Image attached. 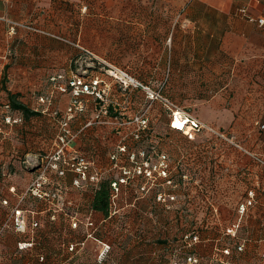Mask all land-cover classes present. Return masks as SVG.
I'll use <instances>...</instances> for the list:
<instances>
[{"label": "crops", "instance_id": "obj_1", "mask_svg": "<svg viewBox=\"0 0 264 264\" xmlns=\"http://www.w3.org/2000/svg\"><path fill=\"white\" fill-rule=\"evenodd\" d=\"M243 7L251 15H260L264 0H0V107L4 114L19 119L3 122L0 132V223L18 205L26 210L30 223H38L27 232L13 228L5 232L0 240V264H161V225L165 223L170 233H176L189 228L192 220L204 227L199 252L205 256H211L218 246H230L240 253L236 247L242 241L248 251L264 252V195L256 190L255 203L248 207L247 214L238 209L237 218L233 222L227 219L226 226L224 202L199 201L183 191H178L180 199L175 202L179 213L161 220L154 191L151 187L141 190L142 183L132 187L123 184L117 212L104 215L90 208L95 183L76 186V174L70 171L64 176L51 173L53 180L62 184L60 199L44 200L25 193L45 157L58 147L60 120L71 100V89L63 92L59 86L75 75L105 76L101 71L103 61L126 62L133 72L149 75L150 82L156 78L162 83L170 77L177 92L236 93L238 107L253 110V121L263 122L264 28L241 14ZM10 20L31 22L72 36L77 52L63 54L53 47V38L25 29L11 35ZM39 43L46 44L45 52L23 51V47ZM73 59L88 63L77 69L48 63ZM105 78L110 84V102L116 106L132 101L137 90H125L112 78ZM80 100L84 110L71 122L80 128L70 148L93 159L103 172L102 178L113 181L122 174L121 166L132 165L130 152L121 156L118 166L111 159L126 129L112 135L102 129L101 123L94 124L95 129L87 128L93 125L89 122L94 121L101 100L91 94H83ZM11 102L25 104L36 114L25 115ZM136 153L141 160L140 152ZM147 154L154 160L160 152ZM253 154L264 158L261 152ZM171 156L177 158L176 167L199 172L214 168L208 158L202 160L192 152ZM256 183L264 189V177L256 178ZM183 186L194 189L189 183ZM181 193L185 194L183 198ZM4 199L8 204H3ZM192 203L193 208L189 207ZM198 204H216V214L201 212L195 206ZM89 216L94 223L90 227L86 224ZM241 216L237 235H227L229 223ZM75 220L79 222L76 227L72 226ZM214 220L217 225H213ZM31 238L35 240L33 247L19 249V241ZM230 240L232 245L226 242ZM71 244H76V250H69ZM105 244L109 251L102 258ZM42 255L44 260L40 259Z\"/></svg>", "mask_w": 264, "mask_h": 264}, {"label": "rangeland", "instance_id": "obj_2", "mask_svg": "<svg viewBox=\"0 0 264 264\" xmlns=\"http://www.w3.org/2000/svg\"><path fill=\"white\" fill-rule=\"evenodd\" d=\"M45 30L61 37L57 38L56 36L43 33H39L38 35L43 38H53V47H55L57 51L63 54H73L77 52L78 47L75 44L76 40L72 36H63L55 30ZM45 45L46 44L39 43L28 47V49L23 47V51L45 52ZM48 63L59 65L61 68H65V66L68 65L71 66L72 69H77V67L85 65L88 61L73 59L72 61L67 60V62L66 60H57L49 61ZM111 65L120 66L114 62H101V71L105 75L102 76V78L105 82L102 83L104 86V93H102L103 100L100 105L102 111H108L107 113H102V117L107 119L112 117L115 120L101 123L102 129L108 130L112 135H117L115 134L117 131L126 129V133L123 135L125 138L121 142L126 145V152H131V149L135 152H161V154L169 152L175 155L180 154V152H192L197 155V158L202 160L203 157L208 158V161H210L214 167L208 172H198L180 166L176 167L174 165L176 164L175 162H177V160H175L177 158L168 156L170 171H172L170 176H172L174 183L178 185L174 187L171 184L165 183L163 180L164 177H160L161 190L170 189L176 192L177 200L180 199L178 191H183L190 192V196H197L200 198L199 201L203 198V201H208L209 199V201L213 200L214 203L215 201L224 202L226 204V207H224L226 218L224 226L227 225V219H231L230 221L233 222L235 218H237L238 209L240 204L244 201L246 193L248 196V192L253 189L264 195L263 186L256 183V178L260 180L261 177H264V167L261 165L263 163L259 162L253 154L255 152L264 154V152L259 151L260 147L264 148V133L259 134L260 130L263 129L260 128L259 122L253 121V110L238 107V94L205 93L197 94L199 95L198 98L196 97L197 95L168 94L172 100L170 98L167 99L174 102L179 109L192 114L198 120L209 124L217 132L225 135L221 137L214 131L202 130L197 132L193 139H189L188 136L181 131L177 132L171 129L170 122L173 114L165 102L162 99L161 101L151 100L147 97L145 90L139 86L130 87L137 90L135 92L133 91L134 95L132 101L120 103L116 106L113 102H110V99H112L109 92L110 87L107 89V86H110V84L105 77L112 78L115 81V79L107 73V69H109ZM162 85L161 80L156 81V78H153L150 84L154 90H158ZM127 89L128 88H125V90ZM161 95L163 94L161 93ZM143 113L148 117L149 123L148 128L140 131L137 129L138 125L137 122H135V118L141 116ZM124 122L128 124H124ZM71 126L75 132L80 128L79 125L72 124ZM96 126L97 125H92L87 128L95 129ZM127 126L129 127L127 128ZM135 132L141 134L136 137ZM260 138L263 141L262 145L260 144ZM161 154L154 160L150 156V162L157 163L160 161ZM180 175L183 178L181 177L180 179ZM157 180L150 184L154 186ZM183 182L191 184L194 189H189L184 186H182V189H179L181 188L179 184ZM181 195L183 198L185 194L183 195L181 193ZM169 211V209H165V207L161 205L162 215L163 213L168 214L167 212ZM209 211L216 214L215 206L209 208ZM246 214L247 212L244 215ZM256 214L260 213L256 212ZM261 215L264 218V208L262 209ZM217 224V221L214 220L213 225ZM231 225L230 222L229 226ZM226 242L229 245L233 244L231 240ZM232 255V264H264L262 253L250 252L246 247L244 251L240 253H236L234 250Z\"/></svg>", "mask_w": 264, "mask_h": 264}, {"label": "built area", "instance_id": "obj_3", "mask_svg": "<svg viewBox=\"0 0 264 264\" xmlns=\"http://www.w3.org/2000/svg\"><path fill=\"white\" fill-rule=\"evenodd\" d=\"M241 14L246 16L248 20L257 22L264 28V11L260 15H251L249 14L246 7L241 8ZM19 29H25L28 31H32L35 33H43L50 36H56L61 38L59 35H55L52 32L46 31L44 28L39 27V25H35L31 22L26 21H17V20H10L9 21V34L14 35L18 32ZM1 53V49H0ZM108 75L112 76L116 82H118L123 88L129 87H140L145 90L147 93V97L151 100H160L161 99L165 102V104L170 108L172 111V119H171V126L177 130H181L186 136L190 139H193L197 132L202 130H209L214 131L221 137L225 135L222 133L217 132L212 126L209 124L202 122L195 118L192 114L182 111L177 107V105L172 102L167 97L161 95V87L164 85V81L162 82V86L158 90L152 89L151 86L145 85L141 83L138 79L132 76L129 72H127L123 68H119L117 66L111 65L109 69H107ZM63 77V75L58 76ZM52 79H56L52 77ZM105 80L101 76H95L91 78H87L83 75H75L73 78L69 79L67 82L65 81L64 84L60 85L59 88L63 92H67L71 89V100L70 104L62 116L60 120V130L58 133V147L55 152H52L50 155H47L41 164L40 171L36 178L31 182L29 187L26 189V194H31L36 196L37 198L44 199V200H53V199H60L62 197V184L59 183L58 180H53L51 177V173H56L59 176H64L67 172H74L76 174L75 178L73 179V183L76 186H84L88 183H98L102 178V173L100 169L96 166V163L93 159L87 157L85 154L78 152L77 150L70 148L72 143L78 137L79 132L74 131L71 122L75 117L77 112L84 110V105L80 100V97L83 94H91L99 98L101 101L103 100L102 93H104V89L101 87L102 83ZM70 88V89H69ZM41 101H47L46 98H40ZM107 110H103L100 106L98 112L94 117V121L89 122V124L93 123H105L109 122L102 117V113H107ZM180 118L187 121L186 126L183 128H178L174 126V120L176 118ZM19 119H14L9 115L4 114L2 107H0V132L3 130L2 123H12L16 122ZM135 122H137L138 130L143 131L144 129L148 128V117L145 116L143 113L141 116H137L135 118ZM124 124H128L124 122ZM260 127L264 129V123L260 124ZM137 132V131H136ZM135 132V133H136ZM141 134V133H140ZM136 133L135 136L138 137L140 135ZM126 145L120 144L118 145L117 150H115L112 155L111 159L114 160L115 166L118 165L120 160L126 152ZM147 152H140L141 160H138L137 153L132 151L129 153V159L131 162H134L133 166L124 165L121 166L122 174L119 178L112 181V188L114 190V194L112 197L113 207H117L118 196L121 193V186L126 184L131 177L137 175H143L146 177L147 182L143 184L141 190H147L148 184L153 183L160 177L167 178L166 183L173 185L174 187L177 186V183H174V180L170 177V166H169V158L165 153H162L160 156V161L157 163L150 162V157ZM259 162L264 164V159L261 156H256ZM184 176V175H183ZM255 190H251L248 192L247 198L240 204L239 212L244 214L248 207L254 205L255 203ZM158 201H162L163 203L167 204V207H171L172 201L177 200V194H165L160 193L157 197ZM3 204H8V200H2ZM212 205V204H210ZM213 207L215 205H212ZM12 211L9 214L8 219L4 223H0V240L3 238L5 232L9 228H13L16 232H27L29 227H35L38 223L36 222H29L27 212L19 205L14 206ZM242 216L231 226H228L225 229V233L227 235H231L235 237L238 233L239 228L241 227ZM78 221L75 220L72 223V226L76 227L78 225ZM86 224L90 227L94 225L93 221L91 220L90 216L86 220ZM185 239L188 245H192L193 243L201 242V236L198 231L192 230L188 232L185 236ZM83 244V243H82ZM35 245L34 238L28 240H21L18 242V247L21 250H25L31 248ZM237 251L241 252L245 249V241L238 243ZM109 249V245H104V249L100 252V256L103 258L106 251ZM230 246H218L214 249L212 254V260H210L207 264H232V262L227 259L228 256L232 255V250ZM69 250L74 251L76 250V244H71L69 246ZM1 256V254H0ZM41 260H44V256H40ZM262 259L264 261V252L262 253ZM173 261L170 264H202L201 257L198 254H189L185 259L180 260L176 257L172 258Z\"/></svg>", "mask_w": 264, "mask_h": 264}, {"label": "trees", "instance_id": "obj_4", "mask_svg": "<svg viewBox=\"0 0 264 264\" xmlns=\"http://www.w3.org/2000/svg\"><path fill=\"white\" fill-rule=\"evenodd\" d=\"M59 38V37H57ZM114 62V61H112ZM119 64L120 68L125 69L127 72H129L132 76H134L136 79H138L141 83L145 84V85H149L151 84V82L149 81V75L144 74V72L142 74H138L137 72H133L129 67L128 64L126 62H114ZM188 83V80H186ZM118 83V82H117ZM119 84V83H118ZM130 88V87H129ZM161 93L167 97L170 98L172 100V98L168 95L170 93H174V94H189L192 96H195L197 94H212V93H208V92H204V91H200V92H177L174 90L173 86H172V80L170 77H167V79L164 81V85L161 87ZM199 95H197L196 97L198 98ZM13 107L16 108H20L23 113L25 115L28 114H36V112L34 111H30L25 104L22 103H18V102H11ZM264 123L263 122H259ZM171 125V122H170ZM261 128V127H260ZM171 129L180 132L179 130L173 128L171 126ZM262 129V128H261ZM264 130V129H263ZM189 138V137H188ZM190 139V138H189ZM165 153V152H164ZM161 154V152H160ZM165 155L171 157L172 153H165ZM173 157V156H172ZM133 166L134 162H131ZM194 170V169H193ZM198 171V170H196ZM172 172V171H171ZM199 172V171H198ZM172 178V176H170ZM181 175H180V179H181ZM141 178H143V180H141ZM183 178V177H182ZM163 180L167 181V178H163ZM182 181V180H181ZM147 182V179L145 176L143 175H137L134 177H131L129 179V181L126 183V185H128L129 187L132 186H137L139 184L142 183L145 184ZM184 182L179 184V186H183ZM149 187H151V190L154 191L155 193V200L157 201L158 205L161 207V205L163 207H165V209H169L170 211L166 213H163V215L161 214V220L163 218H169L170 216H174L177 215L178 209L175 207V202L176 201H172L171 202V207L168 208L166 203H163L162 201H158L157 197L160 193H165V194H173L176 192L171 191L170 189L168 190H161V178H159L156 182V184L154 186H152V184H148ZM114 194V190L112 188V178L109 177H105V178H101L100 181L98 183H95L93 185V193H92V197H91V201H90V208L93 210H97V211H101L104 213V215H111V213H116L118 208L120 207L119 203L117 202V207L114 208L113 207V203H112V197ZM3 195H1L0 192V199L2 198ZM194 203H192V205H190L189 207L193 208ZM196 207L200 208L201 212L210 215L211 213H213L212 211H209V208L213 207L208 205L203 206V205H195ZM173 207V208H172ZM181 210V209H180ZM210 212V214H209ZM189 228L185 227V228H180L176 233H170L168 227L165 223L164 226L161 225V248H162V253H161V264H169L172 260L173 257H176L180 260L185 259L189 254H198L199 257H201L202 260V264H207L210 262V260H212V254L213 251L211 253V256H205V254H201L199 252V246L202 243V233H203V229L204 227L201 225V223L199 221H189ZM192 230H196L199 232L200 236H201V242L198 243H193L192 245H188L185 236L188 232L192 231ZM109 250L106 251V253ZM106 253L104 254L103 258L106 256ZM233 253V252H232ZM233 255L228 256L227 259H229L230 261L232 260ZM232 262V261H231ZM233 263V262H232Z\"/></svg>", "mask_w": 264, "mask_h": 264}, {"label": "bare ground", "instance_id": "obj_5", "mask_svg": "<svg viewBox=\"0 0 264 264\" xmlns=\"http://www.w3.org/2000/svg\"><path fill=\"white\" fill-rule=\"evenodd\" d=\"M186 124H187L186 120L180 119L178 117L174 120L175 127L183 128L184 126H186Z\"/></svg>", "mask_w": 264, "mask_h": 264}]
</instances>
